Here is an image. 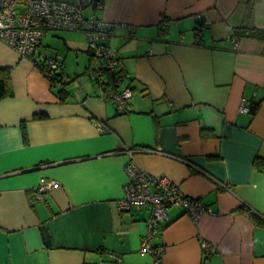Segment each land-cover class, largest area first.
<instances>
[{
  "label": "crops",
  "instance_id": "crops-1",
  "mask_svg": "<svg viewBox=\"0 0 264 264\" xmlns=\"http://www.w3.org/2000/svg\"><path fill=\"white\" fill-rule=\"evenodd\" d=\"M101 1L97 17L117 25L109 51L134 92L125 113L95 79L102 63L84 33L47 32L34 55L59 57L56 39L87 55L76 54L82 77L68 79L63 64L64 101L33 59L0 41L14 92L0 100V264H114L111 254L154 264L140 254L152 209L118 207L130 148L141 171L211 210L196 220L169 207L152 239L162 264H264V225L250 216L264 219V41L235 34L264 30V0ZM47 182L60 187L38 201Z\"/></svg>",
  "mask_w": 264,
  "mask_h": 264
},
{
  "label": "built area",
  "instance_id": "built-area-1",
  "mask_svg": "<svg viewBox=\"0 0 264 264\" xmlns=\"http://www.w3.org/2000/svg\"><path fill=\"white\" fill-rule=\"evenodd\" d=\"M103 8L101 0H82L77 4L58 0H0V41L12 48L20 57L29 60L33 59L40 48L47 31H85L88 33V43L96 55L111 57L112 63L109 65L111 70L118 69L120 64L115 51L105 53L98 47L102 41L110 39L108 29L115 24L97 17L96 13ZM87 11H90L91 15H87ZM230 41L232 48L239 49V41L235 36L231 37ZM41 60L46 61L50 69L61 70L59 57H41L39 61ZM133 94V89L127 85L124 86L123 92L110 94L108 99L117 105L120 112H125ZM240 108V111L247 115L253 111L252 103L247 99L242 100ZM135 152L136 150L132 149L127 151L131 157L126 165L128 182L125 185V197L118 203V207L120 211L145 207L152 209V219L147 236L142 240L140 254L142 256L150 254L155 259L154 264H162L163 248H154L152 239L161 234L163 230L161 224L168 221L169 207H182L191 219L196 220L211 210L198 200L183 195L180 188L169 178L155 177L141 171L133 160ZM59 187L60 184L55 182L42 183L36 188L34 197L41 201L48 192ZM203 248L210 253L208 243H204ZM110 259L114 264H123V260L116 254H111Z\"/></svg>",
  "mask_w": 264,
  "mask_h": 264
},
{
  "label": "trees",
  "instance_id": "trees-1",
  "mask_svg": "<svg viewBox=\"0 0 264 264\" xmlns=\"http://www.w3.org/2000/svg\"><path fill=\"white\" fill-rule=\"evenodd\" d=\"M116 24H113V26L111 28H109V32L108 35L110 37V39L113 36V32L116 30ZM204 28L202 21L198 19L197 21V28L196 30H200ZM52 31H60V30H52ZM52 31H47V32H52ZM67 31V30H64ZM62 31V32H64ZM46 32V34H47ZM78 32H83V31H78ZM84 34H86V36H88L87 32H83ZM235 34H237V36H241L243 38H255V39H260L262 41H264V30L260 29V28H240V30H238L237 32H235ZM108 37V38H109ZM109 39V40H110ZM108 42L107 41H102V43L100 45H98L99 48H101L105 53L109 51L108 48ZM118 56V61L119 64L118 65V69H114L111 70V67L109 66L111 61V57L106 58L105 56L99 57L98 55H96V53L94 52V50L91 48L90 44H89V50H88V55H90V58L94 59V60H98L99 62H101V66L102 68L99 70H96L97 73V77H95V79H97V81L101 84V86L103 87L104 90H106L108 92V96H110V94H116L119 92H123V86H127L131 88V84H126L127 80H129L130 77H128L125 74V71L123 70V65H122V59L120 57V54H118V52H115ZM54 57V56H53ZM51 57V58H53ZM57 58V57H56ZM33 62H34V66L36 67V69H39V71L41 72V74H43L51 83L53 88H55V86H59V89L57 90V93L59 94V97L62 101H64L65 95L69 94L66 91L65 85H64V80H63V73H62V67H63V62H60V68L61 70H52L48 67L46 61H39L36 59V57H33ZM92 69L94 70L92 67H89V70ZM11 68L10 67H0V100L3 99H7L8 97H13L14 92L12 89V83H11ZM122 88V89H121ZM121 89V90H120ZM126 112V111H125ZM123 112V113H125ZM33 118L35 120H44L47 117L46 114H35L33 116ZM132 150H135V148H130ZM129 149V150H130ZM127 150V151H129ZM36 189H35V193L34 196L36 195ZM250 216H252L254 219H256L258 221V223L264 225V219L262 220V218L260 216H257L256 214L250 213ZM85 264H93L90 262H87Z\"/></svg>",
  "mask_w": 264,
  "mask_h": 264
},
{
  "label": "rangeland",
  "instance_id": "rangeland-1",
  "mask_svg": "<svg viewBox=\"0 0 264 264\" xmlns=\"http://www.w3.org/2000/svg\"><path fill=\"white\" fill-rule=\"evenodd\" d=\"M83 33V32H81ZM80 32L76 31L75 34L81 35ZM61 35V34H60ZM86 35V34H85ZM55 43L58 44L57 46H54L57 51L59 52V59L64 64V73L68 79H75L78 76L82 77L81 74L86 70V67H84V60L80 59V57H77L76 54H79L80 56H87L83 52H75L70 51L67 49L66 45L63 44L61 39H56ZM81 75V76H80Z\"/></svg>",
  "mask_w": 264,
  "mask_h": 264
}]
</instances>
